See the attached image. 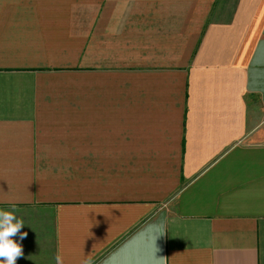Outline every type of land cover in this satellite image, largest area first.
Here are the masks:
<instances>
[{
    "label": "crops",
    "instance_id": "crops-1",
    "mask_svg": "<svg viewBox=\"0 0 264 264\" xmlns=\"http://www.w3.org/2000/svg\"><path fill=\"white\" fill-rule=\"evenodd\" d=\"M0 210L16 264H264V0H0Z\"/></svg>",
    "mask_w": 264,
    "mask_h": 264
},
{
    "label": "clouds",
    "instance_id": "clouds-1",
    "mask_svg": "<svg viewBox=\"0 0 264 264\" xmlns=\"http://www.w3.org/2000/svg\"><path fill=\"white\" fill-rule=\"evenodd\" d=\"M24 222L17 219L11 211L0 210V262L2 264H16L19 257L23 256V248L13 237L19 234L23 240L27 233L21 232ZM57 264H64L62 257H56ZM82 264H92L91 256H87Z\"/></svg>",
    "mask_w": 264,
    "mask_h": 264
},
{
    "label": "snow or ice",
    "instance_id": "snow-or-ice-1",
    "mask_svg": "<svg viewBox=\"0 0 264 264\" xmlns=\"http://www.w3.org/2000/svg\"><path fill=\"white\" fill-rule=\"evenodd\" d=\"M135 264H147V262H135Z\"/></svg>",
    "mask_w": 264,
    "mask_h": 264
}]
</instances>
